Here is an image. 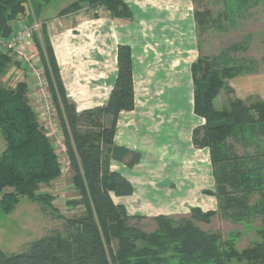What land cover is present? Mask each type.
Segmentation results:
<instances>
[{"label":"trees","instance_id":"1","mask_svg":"<svg viewBox=\"0 0 264 264\" xmlns=\"http://www.w3.org/2000/svg\"><path fill=\"white\" fill-rule=\"evenodd\" d=\"M221 3L212 20L210 10L194 11L200 51V32L207 26L206 30L219 26L226 33L240 28L250 7L264 0ZM98 6L114 18L129 22L134 18L125 0H76L62 13ZM31 7L39 11L42 4L37 0H0V36L13 34L18 16L29 13ZM40 30L43 40L36 33L35 44L50 82L72 181L79 194L69 204L83 210L70 217L59 215L64 219L63 228L50 230L24 251L6 253L0 247V264H264V99L245 101L231 96L223 108L214 104L223 87L232 93L227 79L254 67V59L240 57L253 36L245 35L215 54L200 52L192 64L194 111L206 119L193 130L192 139L196 147L209 148L218 209L193 207L185 215L148 218L130 214L125 204L113 199L114 195H131L134 186L112 169V162L133 167L142 158L140 151L115 141L120 113L135 107L131 46L118 45V73L107 102L78 111L66 92L44 22ZM13 62L23 68L13 54L0 50V74ZM29 90L25 79L10 87L0 83V129L6 144L0 155V211L11 212L21 196H28L55 213L56 196L42 192L41 185L50 186L63 175V161L31 104ZM216 215L246 226L260 219L256 231L261 240L239 249L242 231L224 235L214 229L211 223ZM145 221L153 222L152 230L144 228Z\"/></svg>","mask_w":264,"mask_h":264},{"label":"crops","instance_id":"2","mask_svg":"<svg viewBox=\"0 0 264 264\" xmlns=\"http://www.w3.org/2000/svg\"><path fill=\"white\" fill-rule=\"evenodd\" d=\"M125 1L134 12L130 22L112 17L103 6L60 11L58 16L42 21L48 28L68 97L78 111L105 104L118 73V45L129 44L135 107L120 113L115 141L140 151L142 158L133 167L112 162V169L134 186L131 195H114V199L119 198L117 203L125 204L130 214L148 218L185 215L193 207L216 211L210 151L196 147L192 139L193 130L206 122L194 111L192 64L201 52L194 0ZM260 7L264 9V3L250 7L243 26L264 15ZM258 28L245 33L253 36L252 43ZM38 37L43 40L42 30ZM252 49L249 46L240 57L251 62L254 59V67L227 79L233 91L223 88L225 105L231 96L245 101L264 99V66L260 63L264 56L259 60ZM25 73L30 85L32 81Z\"/></svg>","mask_w":264,"mask_h":264},{"label":"rangeland","instance_id":"3","mask_svg":"<svg viewBox=\"0 0 264 264\" xmlns=\"http://www.w3.org/2000/svg\"><path fill=\"white\" fill-rule=\"evenodd\" d=\"M75 1L76 0H37L38 3L42 4V7L39 11L36 7H31V12L33 11V14H35L36 11L35 15L38 20L45 22V19L58 16L60 11L62 12L65 7ZM221 8V0H194L195 10H210L212 12V16L210 18L211 20ZM260 8V10H264L263 7ZM208 27L209 26H207L203 32H200L202 54H215L231 42L241 41L245 33L249 30H255L259 27L256 36L257 38L253 41V43L251 42L252 45L250 43V46L253 47L252 52L258 56L259 60L262 56H264L262 51V48L264 47V15H261L257 19H250L246 22L245 26L235 28L229 33L221 31L219 26H211L209 30H206ZM260 63L264 66V61L262 59ZM25 75L26 73L24 68L18 67L13 62L7 67L4 74H0V83L6 87L14 86L19 80L26 79L25 77L27 76ZM223 88L214 100L216 108H223L226 106V103H224L221 98V94L224 91ZM31 104L33 106L36 105L33 100H31ZM63 145L65 146L64 141L62 144L59 142L56 144L57 150L64 164L63 175L59 179L53 181L50 186L41 185L42 192H50L56 196L54 202L58 207V211L56 210L55 213L51 212L50 208L45 204L43 205L39 202L33 201L28 196H21L18 204L11 212L4 213L0 211V247L4 252L14 253L26 250L30 246L31 242L48 233L50 230L63 228L64 219L59 215L70 217L83 210L82 207H74L69 204V201L73 200L75 197H79V194L72 181L73 171L70 166L66 167L67 159L63 156ZM5 146L6 144L3 132L0 129V155L5 149ZM242 150L243 148L240 147V151ZM114 201L120 202L121 200L119 198H115ZM260 225V219H256L252 226H246L241 222L222 220L219 216L215 217L211 223V226L218 228L217 230H220L224 235H227L229 232L234 230H241L242 234L239 235V240L237 242L239 249L250 246L257 240H261L256 231V228ZM143 226L146 230H152L153 222L145 221Z\"/></svg>","mask_w":264,"mask_h":264},{"label":"built area","instance_id":"4","mask_svg":"<svg viewBox=\"0 0 264 264\" xmlns=\"http://www.w3.org/2000/svg\"><path fill=\"white\" fill-rule=\"evenodd\" d=\"M14 25L15 32L13 34L8 37L0 36V50L9 51L22 64L32 81L29 85L30 101L33 100L36 103L35 106H32L37 112L46 134L55 146L58 142L62 144L64 141L65 144V136L50 89V82L46 75L42 56L35 44L34 37L40 31L42 22L32 17L30 8L29 13H22L18 16ZM63 147V156L67 159L66 167H68L70 159L64 145Z\"/></svg>","mask_w":264,"mask_h":264}]
</instances>
